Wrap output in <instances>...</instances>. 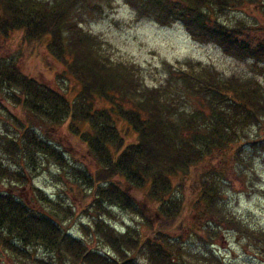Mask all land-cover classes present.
<instances>
[{
    "label": "trees",
    "instance_id": "16d2710c",
    "mask_svg": "<svg viewBox=\"0 0 264 264\" xmlns=\"http://www.w3.org/2000/svg\"><path fill=\"white\" fill-rule=\"evenodd\" d=\"M106 1L0 0V185L8 186L0 190V264H218L207 248L188 251L185 238L214 246L221 229L264 251V233L237 221L222 202L223 184L233 182L231 175L242 180L240 165L249 169L247 147L264 152V22L258 21L264 0H126L138 20L181 23L194 41L253 62L247 78L224 77L201 62L168 65L158 87L142 82L135 64L114 62L83 30L102 8L96 4ZM236 11L253 22L226 24L225 13ZM19 33L30 44H45L61 66L57 77L71 84L65 92L26 74L3 51ZM60 129L83 144L90 167L68 165L63 146L48 136ZM52 164L77 184L68 187L79 212L33 184ZM132 191L155 206L158 222ZM111 206L141 224L117 232L104 220ZM188 213L198 224L187 222ZM84 215L92 224L78 226L97 240L95 248L93 240L68 233V224Z\"/></svg>",
    "mask_w": 264,
    "mask_h": 264
},
{
    "label": "rangeland",
    "instance_id": "374dc122",
    "mask_svg": "<svg viewBox=\"0 0 264 264\" xmlns=\"http://www.w3.org/2000/svg\"><path fill=\"white\" fill-rule=\"evenodd\" d=\"M96 5L102 8L97 6L99 11H93L92 17L88 16L86 23L82 25L83 30L99 40L103 50L114 62L135 64L141 70L140 80L149 87H158L165 83L168 77V65L183 68L185 62L191 65H196L194 62H201L203 65L213 67L224 77L247 78L253 75L252 61H239L225 55L216 45L194 41L181 23L162 27L151 19L138 20L137 12L126 0H107L104 4ZM89 8L93 7L90 5ZM256 13L259 14L254 11V14ZM238 20L253 22L254 18L246 16L243 11L226 12L223 17V21L228 25H233ZM263 20L264 16L259 15L258 21L264 22ZM13 37L3 51L10 57L16 58L26 74L52 87L62 88L65 92L67 85L71 84L57 77L56 73L61 71V66L49 55L45 44L33 45L23 41V35L20 33ZM65 134L66 131L60 129L52 130L48 136H52V140L58 145L55 147L63 146L64 151L67 152L64 155L68 165L79 168L90 167V161L84 157L86 151L83 144ZM247 148L249 150L245 163L249 169L246 170L243 165H240L241 171L244 172L242 180L236 175H231L233 182L228 181L230 183L223 184V208L254 232L264 233V152L254 151L250 149V146ZM59 150H62L61 147ZM3 159L5 157L0 152V160ZM30 165L33 166V164ZM40 166H42L41 160H38V167ZM65 171L67 172V168ZM33 184L42 189L53 202L70 203L76 207V210L78 209V212L83 209L69 192L68 185L76 187L77 184L56 164L45 167L42 175L35 179ZM7 188L6 184L0 185V190L3 192ZM20 194L25 199L31 195L26 188H23ZM131 195L134 196L138 205L155 220L154 222L159 221L155 206L147 201L143 193L132 191ZM108 210L111 216L105 215L104 220L117 232L123 233L128 226L141 224L139 217L122 210L121 207L111 206ZM186 216L188 223L198 224L200 221V218L193 214L188 213ZM80 222L86 226L92 224L90 218L85 215L81 216L78 223L73 221L72 224H68V233L77 239L82 238L81 240L88 244L93 240L91 247L95 248L94 243L98 245L97 240L92 237L88 240L84 236V232L78 226ZM197 233L203 235L201 231ZM186 239L185 246L189 249L188 251L201 253L211 250L218 259V264H264L262 246L255 241L248 243L235 230L221 229L218 241L214 246L209 247H206L195 236H188ZM178 241L181 242L179 239ZM99 246L101 253H108L107 248H101V244ZM140 264L149 263L140 260Z\"/></svg>",
    "mask_w": 264,
    "mask_h": 264
}]
</instances>
